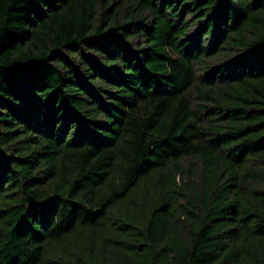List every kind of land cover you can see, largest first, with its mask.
<instances>
[{
    "label": "trees",
    "instance_id": "16d2710c",
    "mask_svg": "<svg viewBox=\"0 0 264 264\" xmlns=\"http://www.w3.org/2000/svg\"><path fill=\"white\" fill-rule=\"evenodd\" d=\"M0 264H264V0H0Z\"/></svg>",
    "mask_w": 264,
    "mask_h": 264
}]
</instances>
